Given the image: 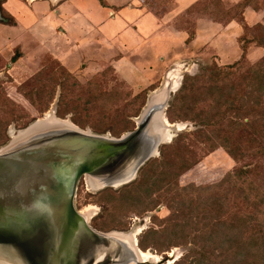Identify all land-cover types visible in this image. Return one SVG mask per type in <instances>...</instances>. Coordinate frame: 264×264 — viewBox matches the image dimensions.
<instances>
[{
    "label": "rangeland",
    "instance_id": "obj_1",
    "mask_svg": "<svg viewBox=\"0 0 264 264\" xmlns=\"http://www.w3.org/2000/svg\"><path fill=\"white\" fill-rule=\"evenodd\" d=\"M145 1L151 4L156 14L164 17L165 22L168 23L174 21L175 16L188 3L186 0H181L176 10L174 5H177L178 0ZM191 1L194 2V0ZM225 1L230 5L235 0ZM195 8L197 6L194 5L193 10L180 13L177 17L178 26H187L184 29L187 36L195 31V21L203 14L195 11ZM168 32L172 33V29ZM253 32L254 28L245 29L246 35L250 36ZM257 35L259 38L264 36L262 28L258 30ZM261 42L264 40L261 39ZM166 45L162 53L168 56L174 55L177 60L163 63L162 66L159 60H156L158 61L156 65L154 62L149 63L145 60L135 61L134 64L137 66L128 61L114 63V61L107 60L108 57L121 56V54H114L104 55L103 60L100 61H92L91 58L77 61V64L72 63V68L66 67L52 55L43 53L37 55L36 50L14 48L13 52L19 57L18 61L9 70L10 75L3 69L0 73V102L4 104L0 110V118L2 127L5 128L2 139H6L4 142L0 140L2 143H0V148L10 141V137H13L16 131L23 129L35 119L42 118L43 115L44 118L49 116L52 111L56 117L66 122L69 121L80 129L94 134L103 132L100 135L116 137L112 131L121 132L122 127L129 126L131 122L134 123V127L136 126L137 118L150 97L154 104H161L165 101L163 117L166 118V112L184 75L194 77L202 74L204 68L226 65L218 61L216 50L206 45L194 47L190 45L189 37L183 39L179 36L173 41H168ZM156 50V56L159 58L162 53ZM149 53L154 55L153 50L145 49L144 54ZM261 62H264V57ZM242 63L244 70L254 64L248 59L243 60ZM176 85L177 87L171 91ZM199 97L196 108H208L210 101L206 97H209V94L204 93ZM202 99L207 100L203 103ZM57 110L66 114L57 116ZM136 110H138L137 116H130ZM197 112L198 110H195L190 114H182L176 108H171L170 116L173 122L165 120L169 125L167 124L168 127L163 129V134L168 130L169 140L162 142L159 147L161 145L173 147L165 148L164 154L158 149V152L144 163V165L148 161L159 163L164 160L163 155L171 159L169 180L162 182L161 186L150 196V202L147 200V204H118L114 202L116 196L113 194L125 185L134 182L144 165L140 167L131 182L118 188L106 187L94 190L89 186L85 176L78 180L74 205L82 210L80 213L83 212L82 214L88 217L91 227L102 232L105 229L125 232L138 239L148 228L158 230L159 225H163V218L177 206L173 197L176 189L181 187H189L191 190L189 192L201 199V207H208L205 199L210 197V192L206 187L220 182L227 173L239 166V162L228 155L219 145L218 140L233 138L234 141H239L241 133L236 126H224L221 131L207 133V139L197 137L196 131L201 128L200 118L196 117ZM227 114L232 120L234 112ZM132 130L123 131L119 136ZM178 134H180L178 139L181 140L179 144L189 143L184 150L173 145ZM105 189H112V191L103 195L102 191ZM109 198L111 199L107 200ZM155 204L157 207L152 209L151 207ZM205 215L211 216L212 213L206 212ZM170 234L172 232L168 235L164 233L161 235L163 241L161 253L152 248L143 252L145 256L141 255L140 260L144 261V264H156L159 260H163L162 264H173L186 257V261L191 260L188 255L193 250L192 245L165 247L169 243ZM164 239H166L165 242Z\"/></svg>",
    "mask_w": 264,
    "mask_h": 264
},
{
    "label": "trees",
    "instance_id": "obj_2",
    "mask_svg": "<svg viewBox=\"0 0 264 264\" xmlns=\"http://www.w3.org/2000/svg\"><path fill=\"white\" fill-rule=\"evenodd\" d=\"M250 1L242 0L232 8L223 10L224 14L233 13L244 29L239 39L242 51L239 59L224 66L204 68L202 74L194 77L184 75L166 112V119L173 122L171 108H176L182 114L198 110L196 117L200 118L201 128L196 131L197 137L207 139V133L221 131L224 126H236L241 133L239 141L233 138L218 140L228 155L239 162V166L220 182L206 187L210 192V197L205 199L208 207H201V199L191 194L189 187L177 188L173 197L177 206L163 218V225L160 224L158 230L148 228L138 237L137 246L142 251L154 248L161 253L162 233L168 235L172 232L168 236L167 248L192 245L193 250L188 255L191 260L186 261V257L173 264H264V62H261L262 58L246 70L242 63L247 59L248 44L256 41L264 46V42H261L264 36L259 38L250 34L251 38H248L249 35L245 34V29L250 27L244 23L241 11ZM219 6V0L202 1L196 11L209 10L212 12L210 14H217ZM193 34H189V38ZM204 93L209 94L206 98L210 105L206 109H197L199 96ZM196 94L198 97H194ZM228 112H234V120L228 117ZM63 114L66 113L56 111L57 116ZM137 114L138 110L130 116ZM0 126V140L4 142L6 139H2V136L5 128L2 127L1 118ZM133 128L134 123L131 122L129 126L122 127L121 132ZM115 132L112 131L116 137L121 133ZM179 135L173 145L184 150L189 143L179 144ZM167 147L173 146L161 145L158 149L164 154L163 150ZM163 159L159 163L148 161L139 170L134 182L113 193L116 196L114 202L124 205L150 202L149 198L155 190L162 182L169 180L172 162L164 155ZM111 191L105 189L102 193L107 195ZM156 207L157 204L151 208ZM206 212L212 215L206 216Z\"/></svg>",
    "mask_w": 264,
    "mask_h": 264
},
{
    "label": "water",
    "instance_id": "obj_3",
    "mask_svg": "<svg viewBox=\"0 0 264 264\" xmlns=\"http://www.w3.org/2000/svg\"><path fill=\"white\" fill-rule=\"evenodd\" d=\"M147 105L134 130L119 137L69 121L70 126L53 123L14 141L10 137L0 148V264H143L137 238L132 247L114 235L125 232L94 229L74 197L81 177L116 182L102 188H118L158 152L164 126L159 110L149 114Z\"/></svg>",
    "mask_w": 264,
    "mask_h": 264
},
{
    "label": "crops",
    "instance_id": "obj_4",
    "mask_svg": "<svg viewBox=\"0 0 264 264\" xmlns=\"http://www.w3.org/2000/svg\"><path fill=\"white\" fill-rule=\"evenodd\" d=\"M3 1L2 9L11 21L8 23L4 18L0 23V53L6 55L10 47L32 49L36 50L37 55H52L66 67L72 68L74 62L77 64V61L90 58L100 61L104 55L114 54L121 56L108 57L107 60L114 63L128 61L133 65H136L135 61L144 60L156 65V60H159L160 66L177 60L174 55H164L162 50L167 47L168 41L179 36L183 39L189 37L184 33L187 26L177 24L178 14L188 13L194 9V5L207 0H186L185 8L170 23L156 14L145 0ZM180 1H177L174 9L177 10ZM219 1L217 14L199 10L203 14L195 21L190 45H206L216 50L220 63L230 64L239 59L242 53L239 39L244 29L233 13L224 14L223 10L232 8L242 0H235L230 5L225 0ZM241 14L244 23L254 28L252 36H258V30L264 28V0H251ZM170 29L172 33L168 32ZM148 48L154 51V55L144 54ZM156 49L162 53L159 58ZM263 57L262 43L252 41L248 44V61L255 63ZM149 104H154L152 97Z\"/></svg>",
    "mask_w": 264,
    "mask_h": 264
},
{
    "label": "bare ground",
    "instance_id": "obj_5",
    "mask_svg": "<svg viewBox=\"0 0 264 264\" xmlns=\"http://www.w3.org/2000/svg\"><path fill=\"white\" fill-rule=\"evenodd\" d=\"M180 80V79H179ZM178 82V81H177ZM176 83V81L174 82ZM177 87L176 86H173V88L171 89V91H173L175 88ZM166 103L165 101H162L161 104H149V100H148V105H147V113L151 114L153 113L154 110H159V117L161 119V122L163 124L164 127H168L169 123H167L165 121V118L163 117V110H164V107H165ZM145 111V112H146ZM158 114L154 115V116H157ZM57 124V123H62L63 125H66V126H70V124L66 121H58L56 119H54L52 117V113H50L49 116H46L45 118H43L39 123H37L36 125L32 126L31 128H29L28 130L26 131H22V132H19L17 134V136H13L12 137V140H16L17 138H20V137H23L25 136L27 133H30V132H34L36 130H42V128H44L43 126H46V125H52V124ZM168 124V125H167ZM168 132V130H167ZM164 131V134H162V137H161V140L159 141V143H162L164 141H168L169 140V135L168 133ZM16 134V133H15ZM156 153V151L153 152L152 156ZM86 180L89 184V186L96 190V189H100L102 188L104 185L106 184H112V185H115L116 182H109V183H106V181L104 180H101L99 178H95V177H90V176H87L86 177ZM82 211V210H81ZM83 213V212H82ZM80 213V214H82ZM83 216H85L84 214H82ZM86 217V216H85ZM86 219H88V217H86ZM114 235L118 238H120L121 240H123L127 245H131L132 247L134 246V243L136 242V238L137 237H132L130 236L131 234H125V233H114ZM135 239V240H134ZM143 252H146V251H142L141 253H137V255L139 256V259H140V256L143 255V257L145 256V254ZM141 261V260H140ZM142 263L144 264L145 262L142 261Z\"/></svg>",
    "mask_w": 264,
    "mask_h": 264
},
{
    "label": "flooded vegetation",
    "instance_id": "obj_6",
    "mask_svg": "<svg viewBox=\"0 0 264 264\" xmlns=\"http://www.w3.org/2000/svg\"><path fill=\"white\" fill-rule=\"evenodd\" d=\"M3 3L4 1L0 0V23L4 21V18L6 19L8 23H10L11 21L10 16L4 14V11L2 9ZM14 48L15 47H10L9 49L10 53H7L6 55H3L2 53H0V73H1V70L3 69L5 73L10 75L9 70H11L13 66L16 64V62L18 61L19 57H17L15 53L13 52ZM1 107H2V104H0V108ZM0 136H1V126H0Z\"/></svg>",
    "mask_w": 264,
    "mask_h": 264
}]
</instances>
